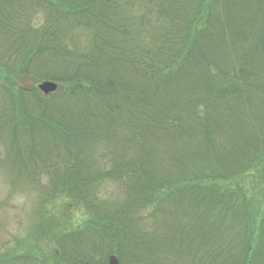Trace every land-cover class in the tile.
I'll list each match as a JSON object with an SVG mask.
<instances>
[{"label":"trees","instance_id":"obj_1","mask_svg":"<svg viewBox=\"0 0 264 264\" xmlns=\"http://www.w3.org/2000/svg\"><path fill=\"white\" fill-rule=\"evenodd\" d=\"M1 148L55 264H264V0H0Z\"/></svg>","mask_w":264,"mask_h":264},{"label":"rangeland","instance_id":"obj_2","mask_svg":"<svg viewBox=\"0 0 264 264\" xmlns=\"http://www.w3.org/2000/svg\"><path fill=\"white\" fill-rule=\"evenodd\" d=\"M38 19H41V16H38ZM13 85L15 88H27L32 86V82L29 79L15 80ZM1 151L2 148V156ZM11 180L9 172L0 167V252L13 251L16 247L18 251L32 253L36 248L39 255L47 260V264H55L48 256L52 257L54 247L50 231L56 229V232H59L70 226H73L72 229L77 227V222H82L78 216L79 209L74 207L73 202L63 200H55L51 205L39 209L36 194L21 188L26 183L23 182L21 187L12 190L9 186ZM257 184L263 185L264 182L259 181ZM36 226L38 231L43 229L41 239L35 238Z\"/></svg>","mask_w":264,"mask_h":264},{"label":"water","instance_id":"obj_3","mask_svg":"<svg viewBox=\"0 0 264 264\" xmlns=\"http://www.w3.org/2000/svg\"><path fill=\"white\" fill-rule=\"evenodd\" d=\"M57 87L58 86L55 83L46 81V82H42V83L38 84L37 89L43 95H48L50 93L55 92L57 90ZM106 264H119V261L115 256L111 255V256H109Z\"/></svg>","mask_w":264,"mask_h":264}]
</instances>
